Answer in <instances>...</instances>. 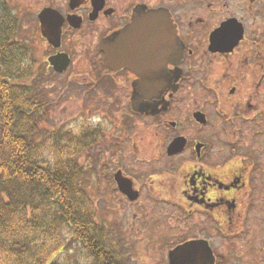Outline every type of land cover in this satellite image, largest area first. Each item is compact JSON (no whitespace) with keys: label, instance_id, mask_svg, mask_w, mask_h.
<instances>
[{"label":"flooded vegetation","instance_id":"obj_1","mask_svg":"<svg viewBox=\"0 0 264 264\" xmlns=\"http://www.w3.org/2000/svg\"><path fill=\"white\" fill-rule=\"evenodd\" d=\"M217 3L28 0L25 7L35 5L30 20L52 72L73 68L81 42L89 67L78 75L95 79L91 89L121 85L122 98L112 101L129 107V121L123 168L113 179L123 199L143 197L138 183L161 173L164 155L156 150L168 155L181 139L184 150L165 164V172L182 176L180 198L167 201L177 230L170 251L195 242L212 264H264V29L256 33L240 8L223 12ZM225 29L231 50H219L215 38ZM59 55L70 59L63 73L49 63ZM131 161L145 165L141 175L127 170ZM118 172L138 193L135 201L119 190Z\"/></svg>","mask_w":264,"mask_h":264},{"label":"trees","instance_id":"obj_2","mask_svg":"<svg viewBox=\"0 0 264 264\" xmlns=\"http://www.w3.org/2000/svg\"><path fill=\"white\" fill-rule=\"evenodd\" d=\"M18 32L0 1V264H122L83 186L80 159L101 129L45 127L48 98L30 83Z\"/></svg>","mask_w":264,"mask_h":264},{"label":"rangeland","instance_id":"obj_3","mask_svg":"<svg viewBox=\"0 0 264 264\" xmlns=\"http://www.w3.org/2000/svg\"><path fill=\"white\" fill-rule=\"evenodd\" d=\"M0 1L18 18L19 32L16 41L27 54L25 66L32 67L30 83L47 95L51 114L45 127L50 131L72 133H78L87 127L101 129L97 143L90 146L86 155L80 159L85 170L83 186L93 202L95 222L110 232L118 246L120 262L169 264L168 252L172 247V235L177 230L172 228L167 201H170L169 196L176 195L180 198L182 176L165 172V164L172 162L168 159L166 149L156 150L157 156L162 153L164 155L163 160H159L158 168L161 173L153 181L147 176L138 183V187L142 185L143 197L136 204L123 199L113 179V173L123 168V124L129 121L126 115V108L129 110V107L122 106L121 101L119 102L123 92L121 85L112 87L103 83L95 90L91 89L89 84L95 79L88 75H78H82L89 67V58L81 52L85 46L81 42H77L73 48V68L63 75L52 72L48 67L43 45L38 40L40 37L36 26L30 20V12L34 11L35 5L26 8L28 0ZM208 2L217 3V7L222 8L223 12L228 9L234 12L235 6L240 8L239 14L243 17L247 15L252 30H256V33L263 31L264 0H207ZM197 91L198 89L194 93ZM114 98L119 99L117 103L112 101ZM127 165L130 167L127 170L137 173L136 175H141L145 168L141 161H131ZM173 185L176 189L174 192ZM81 264L84 262L81 261Z\"/></svg>","mask_w":264,"mask_h":264},{"label":"water","instance_id":"obj_4","mask_svg":"<svg viewBox=\"0 0 264 264\" xmlns=\"http://www.w3.org/2000/svg\"><path fill=\"white\" fill-rule=\"evenodd\" d=\"M229 33L230 32H227V30L225 29L221 35H219V32L216 34L215 38L217 37V35L219 38H221L219 41L221 42L222 46L219 50L232 49V42H230L228 39H230L233 34ZM227 35L229 36L226 37ZM214 40L212 42V45L216 44ZM105 62L107 67L114 69V67L109 64L110 62L108 57L105 58ZM49 63L52 67H54L57 72L63 73L67 70L68 66L70 65V59L67 56L59 55L51 57L49 59ZM182 148L183 143L181 139H177L173 144L170 145L169 149L167 150V153L168 155L178 154L184 150ZM115 180L118 184L119 190L123 194H125L131 201H135L138 198V193L133 190L131 182L123 178L120 172L115 175ZM209 260L210 255L204 251L202 246L197 245L195 242L185 243L169 252V264H212V259L210 263Z\"/></svg>","mask_w":264,"mask_h":264}]
</instances>
